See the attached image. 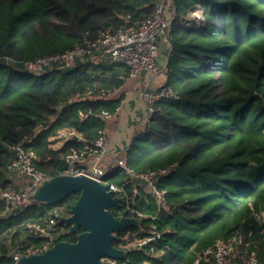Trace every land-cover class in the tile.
<instances>
[{
  "label": "trees",
  "instance_id": "1",
  "mask_svg": "<svg viewBox=\"0 0 264 264\" xmlns=\"http://www.w3.org/2000/svg\"><path fill=\"white\" fill-rule=\"evenodd\" d=\"M196 4L204 11L200 23H174L162 37L168 53L163 62L167 80L161 86H170L174 94L157 102L149 126L135 134L150 142L155 163L132 167L168 168L169 176L176 177L161 181L171 208L158 211L145 203L144 195L133 196L136 187L125 175L111 179L119 170L111 174L112 181L125 184L129 199L134 198L131 205L147 216L135 213L140 225L118 231L124 239L114 244L138 239L155 215L163 232L160 257L169 264H192L195 251L177 255L166 243L173 234L170 219L184 208L191 223L204 222L223 233L196 250L237 231L244 244L264 257V221L257 217L264 213V0H174L175 13L185 16ZM154 8V0H0V187H20L6 170L13 144L34 151L35 167L49 176L64 172L63 156L94 140L105 126L102 110L114 112L121 98L82 95L93 88L119 89L128 76L125 65L109 62L42 74L19 65L116 28L126 14L149 16ZM25 14L31 21L22 38L14 40L16 23ZM68 129H75L78 139L57 144L59 132ZM78 196L71 193L53 204L59 216L68 215ZM4 207L0 200V209ZM42 215L41 207L28 205L0 219V264H12L9 251L32 240L23 237L24 222ZM60 226L63 234L56 241L76 240L63 222Z\"/></svg>",
  "mask_w": 264,
  "mask_h": 264
},
{
  "label": "built area",
  "instance_id": "2",
  "mask_svg": "<svg viewBox=\"0 0 264 264\" xmlns=\"http://www.w3.org/2000/svg\"><path fill=\"white\" fill-rule=\"evenodd\" d=\"M171 1L172 5L169 7L166 6V0H154L155 8L151 15L134 18L132 14H126L118 27L102 30L96 37L86 38L73 48L25 61L19 65V68L33 74H42L52 69H70L88 62H109L125 65L128 68L126 78L130 82L137 76L147 73L149 85V79L156 80L160 75V69H162L159 68L157 62V51L159 48L158 39L164 36L165 30L174 23L198 24L203 18L204 11L200 4L189 8L185 16L178 18L175 13L174 0ZM116 91L115 87L93 88L86 90L82 97L92 100L110 99ZM173 94V90L169 86L145 88L142 96L147 114L142 119V126L139 129L149 126L150 115L156 110L157 102ZM100 115L109 118L111 112L109 109H103ZM75 136H77L75 129H68L58 134L60 139H69ZM8 149L13 152V155L6 166L7 176H14L16 184L20 187L17 189L0 187V200L5 201V207L0 209V219L19 209H24L28 205H37L43 209V215L38 220L24 222L23 237L27 235L32 240L19 243L9 251L8 256L13 264L24 255L44 252L50 248L56 242L62 228L59 212L55 206L40 204L30 198V193L35 185L49 176L45 171L35 167L36 153L26 149L21 143L9 145ZM63 159L67 165L64 172L88 174L108 183L109 189L114 195L123 196L127 203L125 213L129 212L134 216L137 213L147 217L144 212L130 205L125 184H118L109 178L118 170L124 171L131 184L146 189V192L153 198L158 211L171 208L167 190L161 186V181L170 170L155 168L144 172L135 171L129 166L126 157L111 151L110 144L102 130L94 140L86 142L79 150L65 154ZM156 217L152 216L153 225L145 226L139 231L141 236L138 239L130 240L126 246H122L128 251L141 253L144 258L140 264H158V261L152 260L155 256L158 259L160 257L158 246L162 238V232L155 222ZM47 235L49 236L47 237ZM35 239H39V241ZM248 246V243L244 244L238 238V233L226 238H218L212 244L196 250L192 264H264V257ZM101 260L109 261L111 264H131L129 255L123 259L105 256Z\"/></svg>",
  "mask_w": 264,
  "mask_h": 264
},
{
  "label": "water",
  "instance_id": "3",
  "mask_svg": "<svg viewBox=\"0 0 264 264\" xmlns=\"http://www.w3.org/2000/svg\"><path fill=\"white\" fill-rule=\"evenodd\" d=\"M71 193L79 196L68 215L60 216L59 220L69 234H76V240H58L44 252L24 255L13 264H111L101 258L123 259L129 255L126 248L114 244L115 240L124 239L116 233L141 222L137 216L125 212L119 216L113 213L114 207L123 206L124 199L114 195L108 183L85 173L62 172L38 182L30 198L53 205Z\"/></svg>",
  "mask_w": 264,
  "mask_h": 264
},
{
  "label": "rangeland",
  "instance_id": "4",
  "mask_svg": "<svg viewBox=\"0 0 264 264\" xmlns=\"http://www.w3.org/2000/svg\"><path fill=\"white\" fill-rule=\"evenodd\" d=\"M170 5H172V1L166 0V6L171 7ZM31 18H32V16L30 14H25L17 21L16 28L14 29V37H13L14 40H19L22 38L23 32L27 29V27L31 21ZM167 46H168V44L165 41V39H162V37H160L158 39V47L159 48L157 51V62H158L159 68H162V69H160V72H159L160 75L158 76V78L156 80H150L149 79V85H148V81H147L146 86L148 88L159 87L163 83H165V81L167 80V74L165 72V69L163 68V62H164L166 55L168 53ZM16 74H18V73H16ZM141 75L137 76L132 82L128 81L126 78V80L123 82V84L121 85L119 90H122V89L125 90V88H128V91H132L134 93L136 91L137 95H138L139 88H137L138 86L134 82L136 80H139ZM13 77H15V76H13ZM148 78L149 77H147V79ZM143 81H144V79H143ZM133 84H134V86H133ZM143 90H145V88ZM125 108H126V103H125L124 107L122 108L121 112H119V111L112 112L110 110L112 112L110 119H112L113 117H116V119H117L120 113L123 114L125 112ZM144 114L146 117L147 113H144ZM101 117L103 118V116H101ZM113 119H115V118H113ZM143 138H144L143 135L142 136L136 135L135 137L131 138L129 141L130 144L125 146L124 147L125 149L121 153L123 157H126L127 156L126 149H127V147H128V149L130 148L129 154H128V160H129L128 164H129V166L131 165L130 167L132 169H134L133 167H135L137 169H146L147 166L153 165L155 163V160L153 159V155H151L150 148L148 146V144L150 142L147 143V139H143ZM59 143H61V139L57 141V144H59ZM111 148H112V152L117 151L114 149L113 145L111 146ZM119 148H122V146H119ZM156 162L159 163V161H156ZM147 170H149V169H147ZM147 170H143V171L135 170V171L144 172ZM169 173L164 177V180L166 178H168L167 180H174L176 178V177H174L173 174L169 176ZM121 175L123 176V175H125V173H124V171L119 170V173L117 175L113 176L111 179L112 180L117 179V177H120ZM135 187L136 188H134V190H133V196L135 195L136 192H139V194L145 196V200H146L145 203L148 202V203H151L152 205L155 204L154 201L151 200V195L146 192V189H144L143 187H140V186H135ZM184 189L185 188L182 187V189H180V190H184ZM131 201H134V198L131 197V199H129L130 205H131ZM126 206H127V203H126V201H124L122 207H120V208L114 207L113 213L115 215L119 216L120 214L125 212ZM155 206H156V204H155ZM59 208L62 211H64L63 207H59ZM169 210L170 209H165L164 211L166 212ZM188 217H189V211H187L183 208L180 213H178L177 215H174L172 217L173 219H170L171 224L173 225L174 228L173 227L171 228V231L173 232V234L171 236H168L169 240L167 239L166 243L171 245L173 252H175L174 254L184 255L187 252L192 251V249H193V251H196V249H195L196 245L198 246V245L204 243L206 240H209L211 238L215 239L217 237L223 236L222 231H217L214 229L210 230V228L207 227L209 225H205L204 222H202V223L192 222L191 223L188 220ZM257 217L261 221H264V213L259 214ZM184 220H187V221H184ZM153 224H154V222L152 221V219H150L146 226L150 227ZM163 227L165 228L166 226H163ZM178 227H180V228H178ZM62 231H63V229H62ZM62 231H61V233H62ZM160 231H162V230L160 229ZM235 233H237V231L234 232L233 234H235ZM61 235L59 237H61ZM238 238L242 240V238L239 236V234H238ZM126 244H125V242H122L121 246H126ZM161 254H162V252H160V255ZM141 257H142L141 253L129 250V258H131V264H137L138 262H140ZM167 262L168 261L164 262L163 257H159L158 264H169Z\"/></svg>",
  "mask_w": 264,
  "mask_h": 264
},
{
  "label": "crops",
  "instance_id": "5",
  "mask_svg": "<svg viewBox=\"0 0 264 264\" xmlns=\"http://www.w3.org/2000/svg\"><path fill=\"white\" fill-rule=\"evenodd\" d=\"M147 77H149V75L144 73L140 76L139 80L134 82L138 86L137 88H139L138 95L136 91L135 93L128 91V88H125V90L117 89L114 98H117L119 95L121 98L115 111L121 112L126 103L125 112L123 114L120 113L117 119L116 117H113L115 119H110L111 117H103L105 120V126L102 132L106 140L109 142L110 147L113 145L114 149L117 150L113 151L115 154H121L123 152L125 149L124 147L130 144V139L135 136L136 131L142 126V119L145 117L144 113H147L146 105L142 96L143 89L147 87ZM120 105L122 106L121 108ZM119 146H122V148H119ZM151 200L154 201L152 197ZM143 258L144 256L142 255L141 260ZM141 260L137 264H140Z\"/></svg>",
  "mask_w": 264,
  "mask_h": 264
}]
</instances>
